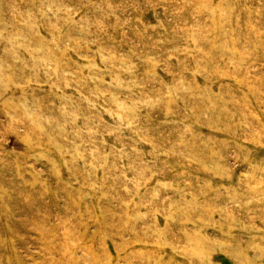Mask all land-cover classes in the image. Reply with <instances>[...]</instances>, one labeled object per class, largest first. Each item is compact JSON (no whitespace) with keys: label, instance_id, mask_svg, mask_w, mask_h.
<instances>
[{"label":"rangeland","instance_id":"374dc122","mask_svg":"<svg viewBox=\"0 0 264 264\" xmlns=\"http://www.w3.org/2000/svg\"><path fill=\"white\" fill-rule=\"evenodd\" d=\"M0 264H264V0H0Z\"/></svg>","mask_w":264,"mask_h":264}]
</instances>
